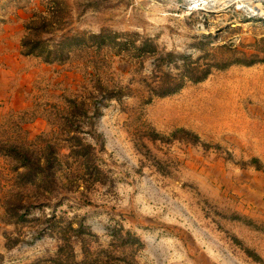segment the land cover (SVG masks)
Instances as JSON below:
<instances>
[{"label": "rangeland", "instance_id": "1", "mask_svg": "<svg viewBox=\"0 0 264 264\" xmlns=\"http://www.w3.org/2000/svg\"><path fill=\"white\" fill-rule=\"evenodd\" d=\"M0 152V264H264V0H0Z\"/></svg>", "mask_w": 264, "mask_h": 264}, {"label": "bare ground", "instance_id": "2", "mask_svg": "<svg viewBox=\"0 0 264 264\" xmlns=\"http://www.w3.org/2000/svg\"><path fill=\"white\" fill-rule=\"evenodd\" d=\"M251 7L257 9V6H254L253 4H252V5H250V4H249V5H246V6H244L243 8H244V10H246L247 12H248V11H251V12H252V11H254V9H252Z\"/></svg>", "mask_w": 264, "mask_h": 264}, {"label": "trees", "instance_id": "3", "mask_svg": "<svg viewBox=\"0 0 264 264\" xmlns=\"http://www.w3.org/2000/svg\"><path fill=\"white\" fill-rule=\"evenodd\" d=\"M0 155H2V152H0ZM14 156H16V158H17V155H14ZM11 184H14L13 181L11 182Z\"/></svg>", "mask_w": 264, "mask_h": 264}]
</instances>
